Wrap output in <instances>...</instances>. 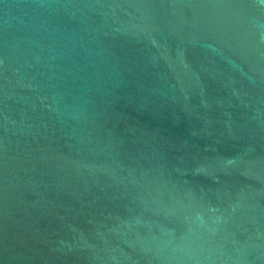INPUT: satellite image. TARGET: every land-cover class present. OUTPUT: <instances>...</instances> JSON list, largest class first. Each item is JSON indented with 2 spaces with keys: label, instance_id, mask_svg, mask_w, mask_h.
I'll list each match as a JSON object with an SVG mask.
<instances>
[{
  "label": "water",
  "instance_id": "1",
  "mask_svg": "<svg viewBox=\"0 0 264 264\" xmlns=\"http://www.w3.org/2000/svg\"><path fill=\"white\" fill-rule=\"evenodd\" d=\"M0 264H264V0H0Z\"/></svg>",
  "mask_w": 264,
  "mask_h": 264
}]
</instances>
